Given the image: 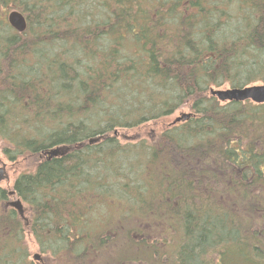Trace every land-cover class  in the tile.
Returning <instances> with one entry per match:
<instances>
[{"label":"trees","instance_id":"1","mask_svg":"<svg viewBox=\"0 0 264 264\" xmlns=\"http://www.w3.org/2000/svg\"><path fill=\"white\" fill-rule=\"evenodd\" d=\"M257 83L264 0H0L2 150L31 161L0 186V264H37L27 233L72 264H264V103L210 92Z\"/></svg>","mask_w":264,"mask_h":264},{"label":"rangeland","instance_id":"2","mask_svg":"<svg viewBox=\"0 0 264 264\" xmlns=\"http://www.w3.org/2000/svg\"><path fill=\"white\" fill-rule=\"evenodd\" d=\"M257 84H264V83H257ZM227 87H229V86H226L224 88H227ZM183 112H185V113L191 112V109L187 108V107L183 108V109L181 108L175 114H173L170 117L164 118L163 120L155 122V123L143 125L139 128H135V129H131V130L122 129V130H120L122 132H120V134H118L119 139L121 140L122 143L131 142V141L136 140V139L146 140L148 143L154 142L157 138L158 133L160 131H162L167 124H169L171 121L175 120V118L177 116L181 115ZM123 136H126L127 138L129 137L130 139H125V138H123ZM2 146H3V143L0 139V161H2L7 166L6 167L7 168L6 173H5L6 178L4 180L0 181V186L7 188L13 184L16 176H18L22 171L28 170V168H30L31 165L29 163H31V161L29 159H28V161H23V160L18 161V162L9 161L8 158L3 153ZM0 166H1V162H0ZM13 199L15 200L17 198L11 197L9 200L12 201ZM129 225L130 224L128 223L127 226H129ZM25 242L29 248V251L31 252L30 258L34 259L37 262V264H43L44 262H45V264H72L69 261H66L65 259L61 260L60 258L58 259L57 257L54 258V256H52L48 252L43 253L41 251V245L38 243V241L34 237L31 236L30 233L26 234ZM121 245H123V244L118 243V242H113V244H110L108 247H104V251L106 249H108L109 251L106 250L107 254L112 255L115 258H119L122 256L124 257L125 252L123 253V249H120ZM129 250L130 249L127 247L126 251L128 252ZM127 252H126V254H127ZM37 253L40 254L39 259L34 258V255ZM42 259H43V261H41ZM92 263H94V260H88L86 264H92ZM139 263H142V261L140 260ZM256 263L257 262H253V264H256ZM95 264H109V263L100 261L99 263H95ZM112 264H114V263H112Z\"/></svg>","mask_w":264,"mask_h":264},{"label":"water","instance_id":"3","mask_svg":"<svg viewBox=\"0 0 264 264\" xmlns=\"http://www.w3.org/2000/svg\"><path fill=\"white\" fill-rule=\"evenodd\" d=\"M7 19L9 24L18 32H25L28 27V22L26 16L19 10H12L8 13ZM210 92L213 96H216L221 102H244L250 100L254 103H264V84H253L243 87H227V88H211ZM191 113H182L177 116L174 123L180 122L182 120L189 119ZM63 152L59 148H53L45 153L49 158L55 157ZM5 165V164H4ZM5 167L0 168V181L4 180L5 177ZM10 196H15V191H10ZM11 206L17 209L20 215H24V204L21 199H13ZM35 259L40 258V254L34 255Z\"/></svg>","mask_w":264,"mask_h":264},{"label":"flooded vegetation","instance_id":"4","mask_svg":"<svg viewBox=\"0 0 264 264\" xmlns=\"http://www.w3.org/2000/svg\"><path fill=\"white\" fill-rule=\"evenodd\" d=\"M0 162H1V166H0V168H1V167H5V172H4V173H6V169H7L6 167H7V166L4 165V163H3L2 161H0ZM5 175H6V174H5ZM11 197H12V196H11ZM13 198H16V197L14 196ZM10 202H11V200H8V201H7L8 206L14 208L13 206H11V203H10ZM16 210H17V209H16ZM23 217H24V215H23ZM41 261H43V259H42ZM43 264H45V262H44Z\"/></svg>","mask_w":264,"mask_h":264}]
</instances>
